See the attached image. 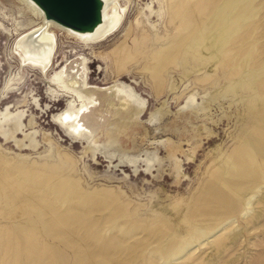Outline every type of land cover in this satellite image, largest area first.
<instances>
[{
	"label": "rangeland",
	"instance_id": "obj_1",
	"mask_svg": "<svg viewBox=\"0 0 264 264\" xmlns=\"http://www.w3.org/2000/svg\"><path fill=\"white\" fill-rule=\"evenodd\" d=\"M150 4L155 10L153 14L148 7ZM170 7L171 0H129L125 5L129 19L126 24L131 21L135 28L132 38L143 34V28L151 32V24H157L155 29L161 32L168 25L173 30L170 14L163 15V10ZM138 19L144 20L139 27ZM12 23L0 14V159L15 156L39 163L45 159L59 162L63 175L81 178L87 192L109 195L111 202H119L120 205L131 202V214L121 222L136 228V234L132 235H109L108 232L103 236L100 229L90 231L94 217H89L80 227L90 234L87 231L82 234L79 228L59 227V234L67 240L65 244L59 242L61 235L52 239V234L43 231L48 248L59 259L58 263L47 259L42 247L36 245L33 250L36 264H80L77 257L81 254L85 259L81 264H150L141 255L148 252L150 244L161 241L167 233L162 228H149V222L154 219L159 223L166 222L171 231L177 225H181L184 231L190 227L211 231L215 226L214 216L219 211L216 207L229 194L217 173L232 158L239 136L246 133L245 125L256 123L254 120L259 118L261 104H255V114L250 115L249 107L253 100L246 96L245 90L242 88L237 94L228 89L216 95L214 101L207 99V105H203L201 111L189 113L187 100L195 96L201 105L211 96L210 91L179 71L167 75L162 85L157 72L152 74L143 69V57L151 44L141 43L140 48L135 47L132 38L128 44L133 53L140 56L128 71L119 73L111 50L124 39L126 24L120 32H109L102 42L93 45L74 39L65 29L52 27L49 30L54 35L56 51L51 56L52 66L46 75L39 63L33 62L36 66L32 62L21 63L9 52L16 37ZM81 56L88 57L85 88L107 91L119 88L123 97L126 90L130 96H136L138 106L142 107L140 116L129 104L124 105L122 98H111L104 105L101 118L86 120L98 135L92 134L87 138L81 132L73 133L71 126L69 128L58 121V118L68 121L65 114L76 105L68 108V96L51 86L48 77L57 69L50 78L56 84V73ZM20 67L26 71L23 79L14 85L13 90H5L11 74ZM205 121L211 123V130L207 133ZM101 122L103 129L100 131ZM124 131L132 140L123 136L125 145L122 146L116 138ZM45 132L51 141L44 139ZM90 139L99 143L95 144ZM109 140L112 142L108 144ZM58 147L68 155L60 158ZM155 153L163 161L161 166L156 165L149 171ZM73 161L76 162L75 169ZM3 167L5 171L12 170L11 166ZM27 191L35 196V200L43 197L39 196L35 186L28 187ZM56 198L49 196L51 202L44 205L51 208ZM35 200L27 205L38 207ZM255 210L250 219L239 218L238 228L231 227L235 233L241 231L238 240L233 241L226 236L228 231L214 237L207 235L205 244L193 258L184 259L181 264H264V195L259 197ZM48 216L50 221L54 220L53 216ZM26 219L25 216L0 219L20 227L15 228L20 234V248L9 254L12 260L18 256L17 264H29L25 257L26 234L21 228L24 224L30 226ZM97 245L104 248L103 256L95 255ZM121 257L123 259L119 261Z\"/></svg>",
	"mask_w": 264,
	"mask_h": 264
},
{
	"label": "bare ground",
	"instance_id": "obj_2",
	"mask_svg": "<svg viewBox=\"0 0 264 264\" xmlns=\"http://www.w3.org/2000/svg\"><path fill=\"white\" fill-rule=\"evenodd\" d=\"M128 2L129 0H102L100 23L92 31H77L49 19L35 0H0V14L5 20H12L16 33L9 52L21 63H39L41 71L47 75L52 66L51 56L56 51L54 35L49 29H65L70 36L75 37L74 39H80L88 45L102 42L109 32H120L123 29L128 19L125 10ZM148 7L153 14L154 7L151 4ZM167 14H170L173 30L168 25V28L161 32L155 29L157 24H151V32L143 28V34L132 38L135 28L131 21L126 24L124 39L111 50L119 73L128 71L130 65L140 56L134 54L128 44L132 38L135 47H139L141 43L151 44L148 50L145 49L147 52L143 57V69L152 74L157 72L162 85L167 75L179 71L191 80L199 82L206 91H210L211 96L201 105H198L195 96L187 100L189 113L193 110L201 111L202 106L207 105V99L214 101L216 95L225 93L228 89H233L237 94L242 88L245 90L246 96L253 100L249 107L250 115L255 114V104L260 103L261 106L259 118L254 120L256 123L245 125L246 133L239 136L231 154L232 158L217 173V177L223 179V187L229 194L216 207L219 211L218 215L214 216V228L206 231L190 227L188 231H184L181 225H177L171 231L166 222L152 220L148 225L150 229L162 228L167 230V233L161 241L150 244L148 252L141 255L142 259L150 264H181L184 259L193 258L195 252L205 244L207 235L214 237L228 231L226 236L231 237L233 241L238 240L241 231L235 233L232 228H238L239 218L250 219L256 211L259 197L264 195V0H171L169 10H163V15ZM143 22L144 20L138 19L137 26L143 25ZM34 63L32 65H35ZM56 70L50 73L49 84L68 96V108L76 105L65 114V120L68 121H61V118H58V121L69 128L71 126L72 132H81L87 138L97 134L86 120L101 118L103 107L111 98H122V103L129 104L135 114L140 116L142 107L138 106L136 96H130L126 90L123 97L122 93L119 94V88L110 91L85 88L87 81L84 76L88 71V57L81 56L68 62L56 73V84H53L50 78ZM25 72V69L20 67L12 73L4 89L13 90L14 85L23 79ZM203 123L206 124V133L209 132L211 123ZM99 128L100 131L103 129L102 122ZM123 136L132 140L127 131L120 132L116 141L119 140L122 146L125 145ZM44 139L52 140L47 132L44 133ZM92 142L99 143L98 140ZM111 142L109 140L108 144ZM57 153L60 158L68 155L60 148ZM162 161L155 153L151 158L149 171L156 165L161 166ZM3 165L11 166L12 173L10 169L5 171ZM73 166L75 169V161ZM61 170L59 162H51L48 159L41 163L26 157L0 159V219L20 216L27 218L26 223L29 222L30 226L24 224L21 228L26 234L25 257L29 264L37 263L33 257L36 245L42 247L44 257L58 263L59 258L48 248L47 238L42 235L43 231L52 234V239L61 235L59 242L65 244L67 240L64 235L59 234V227L73 230L79 228L82 234H86L88 230L80 226L89 217H94L92 224L90 223L93 226L90 231L94 228L100 229L103 236L108 235V232L109 235L136 234V228L121 222L122 218L130 216L131 202L120 205L119 202H111L109 195L103 196L96 191L87 192L81 178L65 176ZM32 186L36 187L39 196L45 198L36 197L35 200V196L27 191V188ZM52 195L57 197V200L51 208H47L44 203L51 202L48 199ZM33 199L38 207L27 205ZM48 215L53 216L54 220L50 221ZM36 222L38 224H34ZM15 228L20 227H15L8 221H0V264H17L18 256L15 260L9 256L10 252H16L21 244L20 234ZM103 252L102 246H95L96 256H103ZM77 259L80 264L85 260L82 254L78 255ZM122 259L121 257L119 261Z\"/></svg>",
	"mask_w": 264,
	"mask_h": 264
},
{
	"label": "water",
	"instance_id": "obj_3",
	"mask_svg": "<svg viewBox=\"0 0 264 264\" xmlns=\"http://www.w3.org/2000/svg\"><path fill=\"white\" fill-rule=\"evenodd\" d=\"M45 15L67 28L92 31L102 20V0H35Z\"/></svg>",
	"mask_w": 264,
	"mask_h": 264
}]
</instances>
